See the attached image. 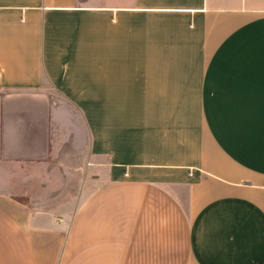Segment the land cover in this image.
<instances>
[{
	"label": "crops",
	"instance_id": "1",
	"mask_svg": "<svg viewBox=\"0 0 264 264\" xmlns=\"http://www.w3.org/2000/svg\"><path fill=\"white\" fill-rule=\"evenodd\" d=\"M0 141V264H264V0H0Z\"/></svg>",
	"mask_w": 264,
	"mask_h": 264
},
{
	"label": "rangeland",
	"instance_id": "2",
	"mask_svg": "<svg viewBox=\"0 0 264 264\" xmlns=\"http://www.w3.org/2000/svg\"><path fill=\"white\" fill-rule=\"evenodd\" d=\"M52 163V162H51ZM14 165V166H19V164H15L14 161L8 160L7 157L3 154L2 148H1V141H0V177L4 179V182L7 181L9 178L12 180H16L17 178H22V174H17L16 169L14 166H12L11 169L8 168V166ZM23 166V165H22ZM14 167V169H13ZM39 172L43 171V169L40 165L38 167ZM21 172V171H20ZM9 183H4L3 185H6ZM0 187H3L0 183ZM21 201H23L21 199Z\"/></svg>",
	"mask_w": 264,
	"mask_h": 264
}]
</instances>
